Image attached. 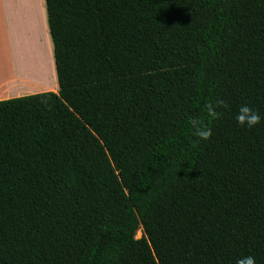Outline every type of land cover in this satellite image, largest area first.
Instances as JSON below:
<instances>
[{"label": "trees", "instance_id": "trees-1", "mask_svg": "<svg viewBox=\"0 0 264 264\" xmlns=\"http://www.w3.org/2000/svg\"><path fill=\"white\" fill-rule=\"evenodd\" d=\"M46 4L59 92L0 101V264H264V0Z\"/></svg>", "mask_w": 264, "mask_h": 264}, {"label": "crops", "instance_id": "crops-1", "mask_svg": "<svg viewBox=\"0 0 264 264\" xmlns=\"http://www.w3.org/2000/svg\"><path fill=\"white\" fill-rule=\"evenodd\" d=\"M44 92H59L46 0H0V101Z\"/></svg>", "mask_w": 264, "mask_h": 264}, {"label": "clouds", "instance_id": "clouds-1", "mask_svg": "<svg viewBox=\"0 0 264 264\" xmlns=\"http://www.w3.org/2000/svg\"><path fill=\"white\" fill-rule=\"evenodd\" d=\"M227 105L223 99L217 98L214 102L207 103L204 107L206 119L215 121L218 119L220 112L218 109L226 108ZM261 115L250 108L247 104L238 106L233 117L235 124L241 128L252 129L261 121ZM190 126L192 129L193 143L207 142L212 136V129L208 127L200 118L191 119ZM235 264H256L251 255H242L235 259Z\"/></svg>", "mask_w": 264, "mask_h": 264}, {"label": "rangeland", "instance_id": "rangeland-1", "mask_svg": "<svg viewBox=\"0 0 264 264\" xmlns=\"http://www.w3.org/2000/svg\"><path fill=\"white\" fill-rule=\"evenodd\" d=\"M47 33V32H46ZM6 34H8V37L9 38H11V36L13 35V31H11V28L10 29H8V31L6 32ZM35 34V36H36V33H34ZM5 35V32H3V36ZM3 40V39H2ZM9 44L11 45V41H10V39H9ZM39 52H40V54H41V56L43 57V60H45L46 61V64H47V61H48V59H49V56H48V59H47V49H46V47H45V45H43L40 49H39ZM142 231L141 230H139L138 231V233H137V236H136V238L137 239H139V238H141L142 237Z\"/></svg>", "mask_w": 264, "mask_h": 264}]
</instances>
